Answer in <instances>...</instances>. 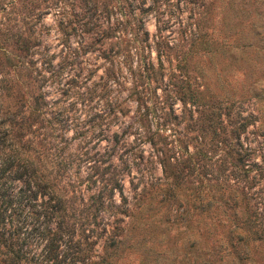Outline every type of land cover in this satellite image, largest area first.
I'll list each match as a JSON object with an SVG mask.
<instances>
[{
    "label": "rangeland",
    "instance_id": "1",
    "mask_svg": "<svg viewBox=\"0 0 264 264\" xmlns=\"http://www.w3.org/2000/svg\"><path fill=\"white\" fill-rule=\"evenodd\" d=\"M1 85L91 260L264 264V0H0Z\"/></svg>",
    "mask_w": 264,
    "mask_h": 264
},
{
    "label": "trees",
    "instance_id": "2",
    "mask_svg": "<svg viewBox=\"0 0 264 264\" xmlns=\"http://www.w3.org/2000/svg\"><path fill=\"white\" fill-rule=\"evenodd\" d=\"M0 87L1 107V90L9 87ZM24 123L17 122L14 111L0 115V264H107L105 256L90 259L93 241L81 247L74 237L55 184L42 177L28 140L19 138Z\"/></svg>",
    "mask_w": 264,
    "mask_h": 264
}]
</instances>
